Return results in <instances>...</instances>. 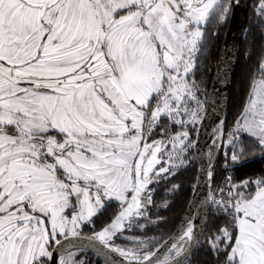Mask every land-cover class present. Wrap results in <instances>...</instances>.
Returning a JSON list of instances; mask_svg holds the SVG:
<instances>
[{
  "label": "snow or ice",
  "instance_id": "obj_1",
  "mask_svg": "<svg viewBox=\"0 0 264 264\" xmlns=\"http://www.w3.org/2000/svg\"><path fill=\"white\" fill-rule=\"evenodd\" d=\"M232 3L0 0V264H92L87 249L96 264L190 260L191 220L168 237L127 233L149 222L154 185L191 163L189 74ZM225 147L233 163L264 153V71ZM210 202L228 217L209 241L217 264H264V176L227 177Z\"/></svg>",
  "mask_w": 264,
  "mask_h": 264
},
{
  "label": "trees",
  "instance_id": "obj_2",
  "mask_svg": "<svg viewBox=\"0 0 264 264\" xmlns=\"http://www.w3.org/2000/svg\"><path fill=\"white\" fill-rule=\"evenodd\" d=\"M261 0H250V6L247 16L246 32L242 40L240 55L237 63L236 73L233 80L228 111L223 123L221 133V145L227 138V133L233 128L234 122L241 115L245 102L254 81L262 77L260 64L264 58V17L259 12V5ZM229 14V13H228ZM228 23V15L223 23H219L218 36L213 37L212 30H209V38L205 42L204 59L201 62L202 71V85L205 89L206 96L212 82L214 72L216 69L219 53L222 42L226 32ZM215 30V28H214ZM245 146L252 148L253 145L248 144L247 140ZM210 149V153H211ZM261 153L259 148L239 161L238 164L244 163L253 158L259 157ZM218 156L212 164L211 172L213 177L210 178L211 192H215L221 183V178L226 172H231L234 182L239 183L245 179H255L264 176V158L256 161L245 163L233 170H228ZM196 176V164L194 159L187 167L180 170L173 176V184L178 185V189L167 190L166 187L157 189L153 194V205L149 207L148 226L141 233V237H168L173 234L181 219L184 216L185 209L192 193L194 181ZM160 218H163L162 220ZM228 222V217L221 215H210L209 224L204 241L189 260L188 264H217V257L210 247L209 241L218 234V231ZM90 260L92 257L88 256ZM222 259V258H221Z\"/></svg>",
  "mask_w": 264,
  "mask_h": 264
},
{
  "label": "water",
  "instance_id": "obj_3",
  "mask_svg": "<svg viewBox=\"0 0 264 264\" xmlns=\"http://www.w3.org/2000/svg\"><path fill=\"white\" fill-rule=\"evenodd\" d=\"M249 3L250 0H233L216 69L206 97L205 110L196 131L194 143V155L197 165L195 181L184 216L173 232L174 234L177 231L181 226L182 221L189 219L192 221L195 226V235L198 238L199 243L194 245L191 257L202 244L208 229L211 215L210 196L212 192L210 188V178L207 173L211 171L212 164L218 155V149H220L222 141V127L228 111V103L240 55L242 40L246 32ZM248 97L249 93L247 99ZM240 116L238 118H240ZM214 145L216 148L210 162V148ZM260 158H264V155L241 164L231 166L225 164V167H227L228 170H233L236 167H240L245 163H250ZM86 251L92 254L91 249H87ZM62 253L63 250L61 251V254ZM115 259L119 261L121 258L117 256ZM100 262L103 263L102 257L100 258ZM187 262L188 261H186V263Z\"/></svg>",
  "mask_w": 264,
  "mask_h": 264
},
{
  "label": "flooded vegetation",
  "instance_id": "obj_4",
  "mask_svg": "<svg viewBox=\"0 0 264 264\" xmlns=\"http://www.w3.org/2000/svg\"><path fill=\"white\" fill-rule=\"evenodd\" d=\"M249 6H250V3H249ZM248 11H249V8H248ZM229 14H230V11H229ZM229 14H227L228 15V20H229ZM228 24V23H227ZM219 25L218 24H213V25H211V26H209L208 27V29H207V32H206V35H205V42H206V40H207V38H209V34H208V32H209V30H212V32H213V37H217L218 36V31H219V27H218ZM214 28H215V30H214ZM204 57V55H200L199 56V59H198V62H197V64H196V67L194 68V76H193V74L192 73H190L189 75L190 76H192V79L195 81V83L199 86V89H200V92L198 93V95H199V99H200V101H201V107H200V112H201V114H200V116H199V120L195 123V125H192V124H189L187 127H188V129H189V131H190V137H191V139L193 140V145H194V143H195V136H196V131H197V128H198V125H199V123H200V121H201V119H202V116H203V113H204V110H205V102H206V92H205V89H204V87H203V85L201 84L202 83V81H201V77H202V71H201V69H200V67H201V62H203V60L205 61V59L203 58ZM190 83L192 82V80H190L189 81ZM194 129V130H193ZM225 142V141H224ZM224 142H223V144H224ZM215 145L213 146V147H211L210 149H211V153L213 154L214 153V151H215ZM229 148H227V147H225V148H220L219 149V152H218V155H217V157L218 156H220V159H221V161L223 162V163H225V158H226V156H225V152H229ZM191 157H190V160L193 158L194 159V161H195V164H196V160H195V155H194V146H193V149H191ZM262 155H264V154H262ZM216 157V158H217ZM215 158V159H216ZM215 161V160H214ZM239 163V162H238ZM237 163V164H238ZM225 165V164H224ZM236 165V164H235ZM226 166V165H225ZM185 168V167H184ZM183 169V168H182ZM181 169V170H182ZM196 169H197V165H196ZM180 171V170H179ZM178 171V172H179ZM177 172V173H178ZM173 176H175V175H173ZM173 176H171V177H169L168 179H166V180H162L158 185H154V187H155V189L157 190V189H162V188H165L166 187V189L167 190H169V189H171V188H173V180H172V178H173ZM155 190V191H156ZM154 194V193H153ZM152 194V195H153ZM153 205V203L151 204V205H149L148 206V208H147V219H148V213H149V207H151ZM119 211V208H118V206H117V203L115 202V201H113V202H110V206L109 207H107V209L104 211V214L99 218V219H97L96 220V227H97V229H99L100 227H102L106 222H108L109 220H110V218H112L117 212ZM141 220H142V222H143V220H144V218H141ZM147 226H148V223L146 224V227L143 229V230H141V229H139L138 227H135L134 226V228H133V231L132 232H130V233H127V235H129V236H141V233L147 228ZM87 231V230H86ZM204 241V240H203ZM120 241H118V243H119ZM129 246H131V245H129ZM71 251H75V249H70ZM87 252V256H90V257H92V259H93V263L92 264H96V258L91 254V253H89L88 251H86ZM62 254H64V253H62ZM83 254V253H82ZM191 259V258H190ZM189 263V261L186 263V264H188ZM100 264H103V263H101L100 262Z\"/></svg>",
  "mask_w": 264,
  "mask_h": 264
},
{
  "label": "built area",
  "instance_id": "obj_5",
  "mask_svg": "<svg viewBox=\"0 0 264 264\" xmlns=\"http://www.w3.org/2000/svg\"><path fill=\"white\" fill-rule=\"evenodd\" d=\"M228 154H229V156L231 155L230 150H229ZM225 163H226L228 166H231V165H235V164H237L238 162L233 163V162L230 161V159L225 158ZM227 177H231V178H232V181L234 182V179H233V176H232L231 172L228 171V172L224 173V175L222 176V178H221V183H220V187H224V185H225V183H226V178H227ZM234 183H235V182H234ZM220 187H219V188H220ZM210 214L225 216V215L222 214L221 212H218V211L216 210V208H215L214 205H211V207H210Z\"/></svg>",
  "mask_w": 264,
  "mask_h": 264
},
{
  "label": "rangeland",
  "instance_id": "obj_6",
  "mask_svg": "<svg viewBox=\"0 0 264 264\" xmlns=\"http://www.w3.org/2000/svg\"><path fill=\"white\" fill-rule=\"evenodd\" d=\"M201 112L199 111V116H200ZM193 149V148H192Z\"/></svg>",
  "mask_w": 264,
  "mask_h": 264
},
{
  "label": "bare ground",
  "instance_id": "obj_7",
  "mask_svg": "<svg viewBox=\"0 0 264 264\" xmlns=\"http://www.w3.org/2000/svg\"><path fill=\"white\" fill-rule=\"evenodd\" d=\"M190 220V219H189Z\"/></svg>",
  "mask_w": 264,
  "mask_h": 264
}]
</instances>
